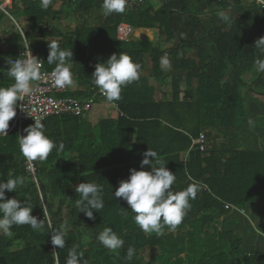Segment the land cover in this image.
<instances>
[{"label": "trees", "instance_id": "trees-1", "mask_svg": "<svg viewBox=\"0 0 264 264\" xmlns=\"http://www.w3.org/2000/svg\"><path fill=\"white\" fill-rule=\"evenodd\" d=\"M150 1L104 16L102 0H53L47 10L40 0H13L9 13L20 26L17 18L25 19L23 33L0 9V87L14 82L7 74L8 61L23 53L26 43L46 71L55 68L47 63L49 42L72 50L68 63L76 88L69 96L78 100L98 89L95 66L112 54L125 53L141 65L140 80L123 88L120 100L113 102L116 119L96 126H84L82 117L71 115L46 121L45 135L64 145L46 161H27L17 133L0 138V180L25 178L16 192L5 190V198L26 203L44 221L39 231L20 225L13 226L11 235L0 234V264H66L72 248L82 251L89 264H264V240H243L242 213L226 208L264 204V104L259 101L264 72L255 64L264 57L254 46L264 37V6L255 0H161L158 9L145 7ZM221 11L230 16V25L219 18ZM69 17L75 24L68 30L55 25ZM121 23L134 31L159 32L162 39L132 35L120 42ZM165 54L171 61L168 71L160 67ZM201 133L209 142L205 154L193 145ZM260 138L261 146L255 147ZM149 149L176 175L173 191L192 183L200 189L182 223L174 231L165 227L161 236L145 234L130 206L114 197L129 170H141ZM143 170L151 171V165ZM83 182L103 189L104 208L94 211V219L75 207V188ZM50 224L64 225L63 249L52 245ZM105 227L124 240L117 252L96 240ZM247 242L253 244L249 250ZM129 247L135 249L130 261L125 259Z\"/></svg>", "mask_w": 264, "mask_h": 264}, {"label": "clouds", "instance_id": "clouds-1", "mask_svg": "<svg viewBox=\"0 0 264 264\" xmlns=\"http://www.w3.org/2000/svg\"><path fill=\"white\" fill-rule=\"evenodd\" d=\"M53 4V0H40V7L47 10ZM127 0H102L101 11L104 16L113 13L122 14L126 10ZM219 18L226 24L232 20L228 14L221 11ZM255 48L264 57V37L258 38L254 43ZM49 54L47 63L55 64L51 72V78L55 87L64 89L75 87L76 81L71 71L72 65L68 61L73 60L72 50H63L58 42L48 43ZM10 67L7 74L14 81L8 87H0V136L7 135L9 122L16 116L17 108L21 107L18 101H25L26 97L33 95L35 85L41 81V63L38 58L31 55L24 59L8 61ZM257 70L264 72V59L255 61ZM160 67L163 71L171 69V61L165 54L160 58ZM141 65L132 58L120 52L112 54L105 62L97 63L93 73L95 86L104 95L108 102L119 101L123 88L140 80ZM34 124L24 129L26 135L19 137V149L21 155L27 161L47 160L55 149L64 148L63 143L57 144L45 135L44 123L41 119H34ZM140 169H130V175L126 180H121L114 193V197L122 199L133 212L136 225L145 233H155L157 236L164 234V228L174 231L184 220L190 210V201L196 199L199 185L192 183L180 191H173L176 175L167 169L166 164L160 160L154 150H148L143 154ZM153 158V159H150ZM151 165V171L143 170ZM25 183L23 176L0 180V234L11 235L13 226L29 225L33 230L44 228V221L33 216L31 206L21 203L16 198H5V190L16 192L18 186ZM79 198L75 201V207L79 213H84L89 219H94V211L104 208L103 189L95 182H83L75 188ZM51 243L60 249L65 247L64 225L53 228ZM96 240L109 251L117 252L124 245V240L117 235L111 227H105L96 235ZM135 249H127L125 259L132 260ZM66 264H89L84 259V253L72 248L66 259Z\"/></svg>", "mask_w": 264, "mask_h": 264}, {"label": "built area", "instance_id": "built-area-1", "mask_svg": "<svg viewBox=\"0 0 264 264\" xmlns=\"http://www.w3.org/2000/svg\"><path fill=\"white\" fill-rule=\"evenodd\" d=\"M101 1V0H99ZM147 0H127L126 6L132 8L136 5H142ZM258 3H261L264 6L263 0H255ZM12 0H0V9L4 13L10 16V18L15 22L18 29L22 32L21 26L14 20L10 15L9 10L12 8ZM23 33V32H22ZM134 34V29L127 23H121L117 29V40L120 42L128 41ZM29 52L31 55L35 56L34 51L27 45L26 50L20 55L13 57L11 60L15 59H24L28 56ZM41 63V81L37 82L35 85V91L32 96L26 97L25 101H18V104L21 107L17 108L16 116L9 122V129L7 130V135L0 136V138L7 137L12 133H17L19 137L23 136L25 126L27 124H34V119H41L42 123L54 116L61 115H71L76 117H84L89 113L97 99H105L97 89L95 93L84 100H78L69 96L72 92L71 87L64 89H59L55 87L52 78L51 72L46 71L44 64ZM10 67L8 63V68ZM106 100V99H105ZM193 145L198 148V150L205 154L209 149V142L205 133H201L194 141ZM29 170L34 174V166L30 162ZM226 208H231L234 211L244 213L243 210L236 208L235 206H227Z\"/></svg>", "mask_w": 264, "mask_h": 264}, {"label": "crops", "instance_id": "crops-1", "mask_svg": "<svg viewBox=\"0 0 264 264\" xmlns=\"http://www.w3.org/2000/svg\"><path fill=\"white\" fill-rule=\"evenodd\" d=\"M13 2V0H12ZM161 0H151L149 3H147V5H144L145 7H148V6H152L153 8L155 9H158L160 8L161 6ZM61 6V4L59 3V1L57 2L55 8H59ZM65 19H70L71 22H66L68 23V27H71L75 24V20L71 17L69 18H65ZM64 23V19L63 21H60L58 23L61 24ZM24 23H26V26L22 25L21 26H24L25 28H27L28 24L26 21H24ZM21 24V23H20ZM57 24V23H56ZM55 24V25H56ZM135 37H148L150 40L152 41H159L162 39V36L159 32H154V31H151V30H145L143 32H139V31H134V34H133ZM150 64H148V67H149ZM147 71V70H146ZM147 73V72H146ZM76 87H71L72 91L75 89ZM167 92H170L171 90V86L169 85L168 87H166L165 89ZM158 99L161 98V93L158 94L157 96ZM170 98V96L168 97ZM100 101V103H98V119L96 118V120L93 118L91 119L92 121H83L85 123L84 126L86 125H89V126H96L97 124H99L102 120H107V119H116L118 117V110L115 106V104L113 102H108L107 100L105 99H98V102ZM83 118V117H82ZM98 120V121H97ZM210 130L215 133V129H211ZM219 143H222L224 142V140H219L218 141ZM106 146H102L101 148V151H105L106 150ZM259 206V207H257ZM261 206H264V204H256V205H253V206H249L248 208H250L251 210V214L252 216L254 217H259V224L262 228H264V219H262V216H264V211H263V208Z\"/></svg>", "mask_w": 264, "mask_h": 264}, {"label": "rangeland", "instance_id": "rangeland-1", "mask_svg": "<svg viewBox=\"0 0 264 264\" xmlns=\"http://www.w3.org/2000/svg\"><path fill=\"white\" fill-rule=\"evenodd\" d=\"M66 9H67V7H64V10H66ZM17 21L19 23H21V25L23 23V25L26 26V23H24L25 19L22 16L18 17ZM66 22H71V21H70V19H68V20L64 19V23H62V22H61V24L57 23L56 26L60 29H63L64 31H66V30H68V23H66ZM2 28H4L3 25H0V30ZM146 63L149 64V60H146ZM1 64H2V61L0 59V66H1ZM259 99H260L259 101L264 104V97H259ZM98 103H100V101L98 102V99H97L92 110L82 118L83 121H85V122L89 121V120L92 121L91 119H93V118L95 120H96V118L98 119V106H99ZM85 122H83V123H85ZM261 141H262V139L260 138L259 142H257L258 144L257 145L255 144L256 145L255 147L261 146ZM255 147H253L252 149H254ZM258 149H260V148H258ZM257 207H259V206H257ZM261 207L263 208V211H264V206H261ZM243 211H244V213L242 214L243 217L240 218V222H242V225H243L242 228L244 230V234H246L245 236H243V234L241 235V237H243V240H244V238L246 239L248 236L253 237L254 239H257V240H260V239L264 240V228H262L259 224V217L252 216L250 208H246ZM262 219H264V216H262ZM246 245H247L246 248L249 250V248H251V245H253V244L247 242ZM150 257H151V254L147 253L146 259H150Z\"/></svg>", "mask_w": 264, "mask_h": 264}]
</instances>
